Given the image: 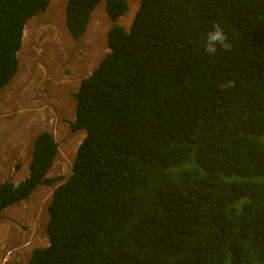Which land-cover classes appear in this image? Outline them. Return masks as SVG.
Returning a JSON list of instances; mask_svg holds the SVG:
<instances>
[{"label": "trees", "instance_id": "trees-1", "mask_svg": "<svg viewBox=\"0 0 264 264\" xmlns=\"http://www.w3.org/2000/svg\"><path fill=\"white\" fill-rule=\"evenodd\" d=\"M104 2L109 52L81 80L70 175L48 178L53 136L27 176L0 183V216L56 184L48 243L26 264H264V0H67L73 41ZM50 0H0V89L28 20ZM218 24L229 47L204 50Z\"/></svg>", "mask_w": 264, "mask_h": 264}, {"label": "rangeland", "instance_id": "rangeland-1", "mask_svg": "<svg viewBox=\"0 0 264 264\" xmlns=\"http://www.w3.org/2000/svg\"><path fill=\"white\" fill-rule=\"evenodd\" d=\"M127 1L128 11L116 22L125 29L139 4V0ZM65 3L50 0L43 13L29 20L17 53L18 71L0 89V183L16 184L27 176L33 141L42 131L58 145L47 177L62 182L70 175L84 137V131L70 129L74 93L108 52L106 35L112 24L100 3L87 32L75 42L65 26ZM56 184L40 185L27 199L2 211L0 264H26L34 248L47 245V207Z\"/></svg>", "mask_w": 264, "mask_h": 264}, {"label": "clouds", "instance_id": "clouds-1", "mask_svg": "<svg viewBox=\"0 0 264 264\" xmlns=\"http://www.w3.org/2000/svg\"><path fill=\"white\" fill-rule=\"evenodd\" d=\"M66 2H67V0H66ZM127 3H128V1H127ZM101 4H104V2H102ZM65 5H66V3H65ZM138 6H139V4H138ZM105 12V11H104ZM136 12V11H135ZM93 13V12H92ZM126 14V13H125ZM38 16V15H37ZM92 16V15H91ZM134 16V15H133ZM36 17V16H35ZM34 18V17H33ZM133 18V17H132ZM32 19V18H31ZM91 19V18H90ZM30 20V19H29ZM29 20H28V22H29ZM109 20V19H108ZM118 20V19H117ZM90 22V21H89ZM117 22V21H116ZM132 22V21H131ZM109 23L110 24H112L110 21H109ZM118 24V23H117ZM131 24V23H130ZM88 25H89V23H88ZM65 26H66V24H65ZM87 29H88V26H87ZM110 29V28H109ZM24 31H25V27H24ZM68 32V31H67ZM86 32H87V30H86ZM85 32V33H86ZM23 36H24V32H23ZM70 36V35H69ZM84 36V35H83ZM107 36V35H106ZM82 38V37H81ZM226 41H227V36L225 35V33H224V31H223V29L218 25V24H216V25H214L213 26V30H211L208 34H207V36H206V40H205V44H204V50H205V52H207L208 54H215V52H216V50H217V46L219 45V46H223V47H229V45L226 43ZM107 46V45H106ZM107 50H108V48H107ZM108 52H109V50H108ZM107 52V53H108ZM106 53V54H107ZM105 54V55H106ZM104 55V56H105ZM103 56V57H104ZM102 57V58H103ZM101 58V59H102ZM99 63V62H98ZM98 65V64H97ZM97 65H96V67H97ZM95 67V68H96ZM94 68V69H95ZM93 69V70H94ZM92 70V71H93ZM84 79V78H83ZM81 82V81H80ZM80 84V83H79ZM79 87V86H78ZM76 104V103H75ZM79 146V145H78ZM78 148V147H77Z\"/></svg>", "mask_w": 264, "mask_h": 264}, {"label": "flooded vegetation", "instance_id": "flooded-vegetation-1", "mask_svg": "<svg viewBox=\"0 0 264 264\" xmlns=\"http://www.w3.org/2000/svg\"><path fill=\"white\" fill-rule=\"evenodd\" d=\"M40 133V132H39Z\"/></svg>", "mask_w": 264, "mask_h": 264}]
</instances>
